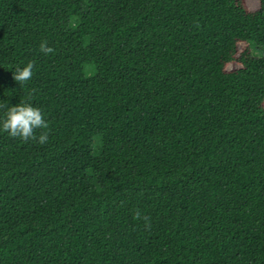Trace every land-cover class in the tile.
<instances>
[{"label":"trees","instance_id":"trees-1","mask_svg":"<svg viewBox=\"0 0 264 264\" xmlns=\"http://www.w3.org/2000/svg\"><path fill=\"white\" fill-rule=\"evenodd\" d=\"M253 49L264 0H0V264H264Z\"/></svg>","mask_w":264,"mask_h":264},{"label":"clouds","instance_id":"clouds-1","mask_svg":"<svg viewBox=\"0 0 264 264\" xmlns=\"http://www.w3.org/2000/svg\"><path fill=\"white\" fill-rule=\"evenodd\" d=\"M40 50L44 54H49L54 51L51 47L46 46V42L40 44ZM33 67L34 64L32 62L27 63L22 69L17 67L13 72V79L19 84L29 81L33 75ZM0 126H2V130L7 132L11 137H20L24 141H28L29 139H37L34 135L35 129L47 128L48 124L45 122L38 108L33 107L27 102H20L7 109L5 118ZM47 140V133H42L38 138L40 144L46 143ZM136 218H140L139 211L136 213Z\"/></svg>","mask_w":264,"mask_h":264},{"label":"rangeland","instance_id":"rangeland-1","mask_svg":"<svg viewBox=\"0 0 264 264\" xmlns=\"http://www.w3.org/2000/svg\"><path fill=\"white\" fill-rule=\"evenodd\" d=\"M253 52L255 55L261 56L262 54H264L261 50H257V49H253Z\"/></svg>","mask_w":264,"mask_h":264}]
</instances>
